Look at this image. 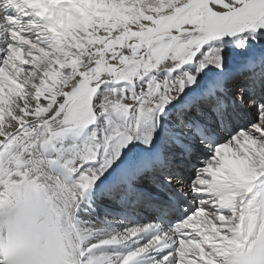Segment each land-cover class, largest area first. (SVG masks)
Masks as SVG:
<instances>
[{
  "label": "snow or ice",
  "instance_id": "6c2138e0",
  "mask_svg": "<svg viewBox=\"0 0 264 264\" xmlns=\"http://www.w3.org/2000/svg\"><path fill=\"white\" fill-rule=\"evenodd\" d=\"M0 264H264V0H0Z\"/></svg>",
  "mask_w": 264,
  "mask_h": 264
}]
</instances>
